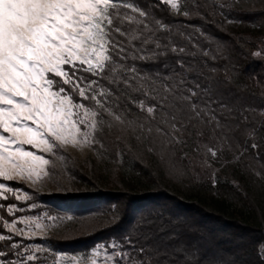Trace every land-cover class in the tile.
I'll use <instances>...</instances> for the list:
<instances>
[{
    "label": "trees",
    "instance_id": "16d2710c",
    "mask_svg": "<svg viewBox=\"0 0 264 264\" xmlns=\"http://www.w3.org/2000/svg\"><path fill=\"white\" fill-rule=\"evenodd\" d=\"M128 2L147 13L150 27H158L155 21L167 26L157 32L161 44L184 49L136 62L151 75L181 73L184 87L197 93L193 102L203 111L195 130L203 135L192 129L176 135L192 145L197 139L220 145V156L236 158L232 180L213 179L195 166V155H184L181 143L145 139L127 121L106 117L109 123L92 133L94 157L78 161L61 147L47 156V176L60 177L61 193L18 186L28 199L15 202L9 194L0 200V217L14 219L18 213L7 210L14 203L49 222L45 237L33 242L41 247L39 264L113 242L142 264H264V55H254L264 51V6L245 10L215 0H178L175 12L162 0ZM226 19L253 21L258 29H240ZM132 95L137 104L121 96V110L128 120L143 122L147 113L137 105L144 97ZM3 220L0 234L9 235ZM30 244L16 235L0 241L6 253L0 259H20L16 251L33 250Z\"/></svg>",
    "mask_w": 264,
    "mask_h": 264
},
{
    "label": "snow or ice",
    "instance_id": "6c2138e0",
    "mask_svg": "<svg viewBox=\"0 0 264 264\" xmlns=\"http://www.w3.org/2000/svg\"><path fill=\"white\" fill-rule=\"evenodd\" d=\"M165 2L179 9L176 0ZM146 19L147 13L128 0H0V177L34 181L49 175L44 167L49 160L19 145L49 153L65 145L90 146L97 125L109 123L106 117L127 121L145 139L162 137L165 143H183L176 134L190 129L203 135L195 130L203 110L193 102L197 93L184 87L182 74L151 75L137 66V61L155 62L169 51L184 52L170 42L161 44L157 32L167 26L155 21L158 27L153 28ZM133 93L144 97L137 105L147 113L143 122L128 120L121 110V96L137 104ZM10 191L0 183V198L7 199ZM14 208L7 206L8 212ZM17 223L3 220L11 234H0V241L24 236ZM33 249L24 247L16 251L20 259H0V264H35L41 247ZM101 250L103 264H142L115 242L75 258L73 264H98ZM5 255L0 251V257Z\"/></svg>",
    "mask_w": 264,
    "mask_h": 264
},
{
    "label": "rangeland",
    "instance_id": "374dc122",
    "mask_svg": "<svg viewBox=\"0 0 264 264\" xmlns=\"http://www.w3.org/2000/svg\"><path fill=\"white\" fill-rule=\"evenodd\" d=\"M165 1V0H162ZM219 3H233L235 7H239L241 9L249 10L252 8H261L264 6V0H215ZM178 4V0H176ZM170 5V3H168ZM171 6V5H170ZM175 12H177V9H174ZM184 15V14H183ZM233 20H236V22ZM226 24H235L236 26L240 27V29H246V30H257V24L253 21H240L238 19H232V20H225ZM256 25V26H255ZM81 112L83 110H80ZM7 135V134H5ZM20 147L24 148L26 151H32L35 152L37 155H42L45 157V159H48V155H50L49 152L43 151V148L37 149L30 145H19ZM183 153L184 155H189L190 153L195 155V166L201 168L202 170H205L211 174V177L213 179L221 178L223 180H232V167L233 164L236 161V158H227L225 156H220V153L222 152V149L220 145H218L216 142H208L204 141L202 139H197L196 142H193V145L190 142H183L181 143ZM63 150H65L68 154H70L72 157L76 158L78 161H83L87 157H94V152L91 148V145L80 147V146H72V145H65L60 146ZM211 150V151H210ZM215 152V155L212 153ZM49 160V159H48ZM61 162V161H60ZM48 165L44 166L45 171H48ZM61 181L60 177L53 178L41 175V178L39 180H28V179H13V180H5L4 178L0 177V183H4L7 185L8 188L13 189V191L5 192V196L8 197L9 194H12V197L14 198L13 201L23 203L26 202L28 199V195L23 192V189L18 186L22 187H29V188H36L40 189V192H60L61 189H56V185ZM15 184V185H11ZM46 190V191H45ZM12 192V193H11ZM17 197H20L17 199ZM0 200H4L3 198H0ZM12 205H15L14 203ZM27 210V212H25ZM31 210V207L25 208L24 210L21 209L19 206L15 205V208L12 212H9L10 215H13V213H18V215L14 218L18 223L17 227L20 229H23L24 236L16 235L17 237H22L26 240H29L31 242L30 246L33 249V246H36V243H33L37 241L38 239H42L45 237L46 233L48 232L49 228V222L45 220L43 216H38L35 214H30L29 211ZM40 224L42 225L41 228H37L36 225ZM9 233L10 230L6 229ZM97 248V247H96ZM94 248V249H96ZM92 249L87 254H68V253H60L57 255L56 259L54 261L48 262L46 264H73V261L75 258L79 257H85L86 255H89L94 250ZM34 250V249H33ZM262 248L260 252H262ZM98 264H103V250H101V256L97 258ZM35 264H39V262H36Z\"/></svg>",
    "mask_w": 264,
    "mask_h": 264
}]
</instances>
